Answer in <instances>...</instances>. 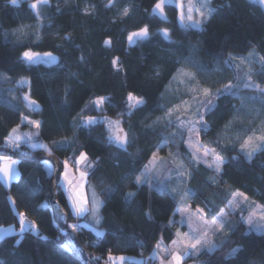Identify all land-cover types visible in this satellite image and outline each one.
Wrapping results in <instances>:
<instances>
[{"label": "trees", "instance_id": "trees-1", "mask_svg": "<svg viewBox=\"0 0 264 264\" xmlns=\"http://www.w3.org/2000/svg\"><path fill=\"white\" fill-rule=\"evenodd\" d=\"M156 2L115 0L112 7H106L108 0H49L48 6L39 9L37 17L29 0L15 6L10 0H0V150L7 148L9 133L21 124V116H27L42 122L38 139L49 148H53L55 141L76 139L75 151L89 153L96 166L89 171L88 182L106 204L101 210L104 236L97 238L88 226L74 232L87 251L90 264H105L109 252L113 256L143 259H126L125 264H156L151 258L156 243L169 245L176 238L178 225L172 213L176 211L178 198L167 189L146 185L137 189L131 179L121 181L122 176L141 170L165 138L170 150L190 168L191 188L198 193L208 188L209 194L202 202L210 206L208 218L226 206L233 191L245 193L256 204H264V152L248 160L239 149L249 130L264 121V107L259 102L245 101L246 108L237 117L235 109L241 108L240 99L224 98L218 102L214 114L206 116L209 127L202 130L201 137L227 160L222 176L209 169L201 172L195 168L184 139L174 140L173 130L178 129L174 125L166 126V118L158 120L164 117L165 109L188 98L183 86L177 90V82L173 80L185 57L194 56L205 66L202 72L190 70L196 72L202 85L213 88L222 87L229 80L235 83L233 74L224 67L229 55L241 57L255 51L258 58L264 57L263 6L254 0H211V7L217 9L214 16L200 28H187L174 5L165 7L166 21L153 17ZM125 7L130 9L126 17L120 15ZM84 8L90 14H85ZM145 24L152 33L151 40L129 46L128 33ZM162 28L168 29L171 40L176 42L174 45L157 35ZM69 34L70 40H65ZM109 39L110 47L105 45ZM28 49L41 54L51 52L57 62L28 65L21 60L22 53ZM116 57L120 71L111 63ZM261 63L264 61L253 63L252 80L264 87V75L259 74ZM20 79L28 81L26 93L40 106L36 111L26 107L24 91L16 86ZM129 93L147 101L131 117L127 115ZM238 95L248 97L257 93L242 88ZM100 96L110 99H106L102 108H93L92 100ZM81 116L124 121L125 131L130 134L134 131L136 135L128 149L131 156L107 143L103 121L90 129L74 131L73 122L79 124ZM16 152L31 159H15L0 152V158L17 160L21 172V178L9 188L0 181V227L14 226L19 230V214L24 212L27 221H35L37 229L1 239L0 264H85L68 234L55 221L54 174H49L44 158L48 153L26 145ZM72 155L71 151H54L51 157L60 162ZM209 176H214L217 182L212 183ZM102 185L118 186V191L104 193ZM128 191L137 192L131 201L124 199ZM9 197L15 200L14 204ZM56 197L68 213L69 225L77 223L62 188L56 190ZM148 212L151 219L146 215ZM169 220L174 224L170 226ZM247 229L239 214H235L233 230L218 241L220 250L214 254L201 253L196 260L201 264H264V233L247 232ZM237 247L240 251L230 256Z\"/></svg>", "mask_w": 264, "mask_h": 264}, {"label": "snow or ice", "instance_id": "snow-or-ice-1", "mask_svg": "<svg viewBox=\"0 0 264 264\" xmlns=\"http://www.w3.org/2000/svg\"><path fill=\"white\" fill-rule=\"evenodd\" d=\"M176 2L179 10V19L182 23L187 21L185 27L187 28H200L206 20H210L217 9L210 6L211 0H199L198 6L193 3V0H188L187 8H185L183 0H157L152 8L153 17H159L162 21L167 20L165 13V5ZM264 2V0H262ZM10 3L15 6L18 4V0H10ZM115 0H108L106 7H112ZM49 5V0H35L30 7L36 12L37 17L40 16L39 9ZM59 11V9H57ZM130 9L125 7L120 12L121 16H128ZM85 14H90L88 8H84ZM197 13L199 19H195L193 13ZM157 35L167 40L170 45H174L176 42L171 40L170 33L167 28H162L158 31ZM152 33L149 26L145 24L138 30L131 31L127 35V43L129 46H139L141 43L150 41ZM65 40H70V34L64 37ZM105 45L110 47L112 41L106 40ZM81 61L84 57H80ZM21 60L28 65H36L44 63L51 65L57 62V57L51 52L38 53L31 49L25 50L22 53ZM264 61V57H256L255 51H251L247 56L236 57L229 55V58L224 61V67L226 70L233 74L235 83L229 80L223 83L222 87L213 88L212 86H204L197 78V74L191 71L190 68H195L197 71H203L204 65L197 62L194 56L185 57L182 60L181 67L177 69L176 75L173 80L177 82V90L180 86L185 89V95L189 96L188 100L181 99L179 104H175L172 107L165 109L164 117L166 118V126H175L180 130V135L183 137L185 134L187 139L184 141L189 149V159H191L196 167H199L201 161H203L209 169L218 175L223 174L224 166L227 163L224 155L217 151L216 147H210L204 144L201 139V132L204 128L209 127L206 119L207 115L214 114L215 110L219 107V101L224 98L230 100L231 97L236 96L241 101V108L235 109L237 117H239L241 111L246 108L245 101L259 102L264 107V87L253 82L252 77L254 75L251 65L254 62L259 63ZM112 65L117 71H120L119 57L112 60ZM188 65L189 67H184ZM262 71L260 75H264V63L260 65ZM219 71V68H217ZM158 74V73H157ZM21 84L27 83V81L21 80ZM251 88L257 93L255 96L243 97L238 93L241 89ZM27 101L26 107L36 111L39 108L37 101L31 99L30 95H25L23 98ZM106 98L103 96L97 97L92 100L93 108H102L105 104ZM147 104V101L142 96L129 93L127 96V115L131 117L135 110L142 109ZM255 111V109H253ZM22 122H26L29 126H34L37 130L42 127V122L39 120L29 119L27 116H21ZM98 121L92 116H81L79 124L73 122V130L77 131L81 128H91L92 125L97 124ZM104 123L107 125V143L115 145L118 150H122L123 153H128V149L132 146L136 139L135 132L125 131L124 121L122 120H110L105 118ZM131 129V125H129ZM250 134L246 135L240 145V152L244 154L245 158L251 160L257 153L264 152V121L261 122L259 128L250 129ZM39 131L35 134H25L21 136L18 134V129L13 128L9 133L7 141V147L14 149L20 148V141L23 139L25 143L32 149L43 148L49 156L54 155V151L73 152L71 157H67L59 162V167L55 161H45V165L48 168L49 174H56L57 186L56 190L61 188L66 189L67 199L69 202V209L72 215L77 219V223L69 225L72 232H77L82 226H91L95 232V236L100 238L105 235L101 230V225L105 222L102 214V209L106 207L105 200L101 198L97 193L96 188L89 184L88 176L89 171L94 169L96 164L90 158L89 153L85 151H75L77 144L76 139L60 140L53 143V148H49L47 145L40 143L38 140H34V136H39ZM175 135V133L173 134ZM168 143L167 138L164 141ZM219 146V141L216 142ZM159 149L153 151L150 159L146 164L142 165L141 170L138 172L133 170L132 172L122 176L121 181L126 182L131 179L132 183L137 189L141 186L153 187L156 180H160L157 187L167 189L174 196L178 197V203L176 211L172 213L173 216L177 214L180 216L179 223L181 225L186 224L189 231L182 232L179 229L176 231L175 236L177 239L172 241V247H165L162 243L157 242L155 245L156 256L160 260V264H184L185 258L189 256H199L201 253L214 254L220 250L219 246L215 243V240L220 236H226L233 230V225L230 222L229 217L233 211L241 210V206L245 202L250 201V198L243 192L233 191L230 193L231 199L226 200V209L219 208L212 214L211 218H208V213L204 208L196 207L192 210L190 201L198 196V191H194L191 188L183 187L187 181L192 179L191 172L186 169L182 160L177 155L172 160V167L165 168L164 165L167 161L158 155ZM131 156L130 153H128ZM172 154L169 153V156ZM211 157L212 162L209 163L207 158ZM4 160L3 166H0V181H3L5 185H9L16 177L18 173L13 168V165L17 161H9L8 158H0ZM99 157H97V161ZM173 172L176 173V177L179 180L180 187L169 188L166 180H171ZM63 177V184H59L60 176ZM209 180L212 183H216L214 176H209ZM88 185L91 188L90 196L86 193L85 186ZM102 191L104 193H111L118 191V186H103ZM31 195V193H28ZM137 196L136 191H128L125 194L124 199L127 201L133 200ZM10 203H15V200L9 197ZM41 207H44L42 205ZM56 207H59L57 202ZM248 215L245 219V223L248 225L250 231L264 232V204L257 205L254 201L247 205ZM60 215L66 216L68 213L64 209H60ZM146 215L151 219V213ZM19 232L23 235L26 232H32L37 229L35 221H27L26 213L21 212L19 214ZM83 221V224H81ZM174 221L169 220V225H173ZM10 229L2 230L3 234L0 235V239H3ZM36 235H40L39 231H36ZM47 239V237H43ZM67 247V244L64 245ZM239 247L233 248L229 253L230 256L239 252ZM94 260H99V257H92ZM106 264H125V257H115L110 252Z\"/></svg>", "mask_w": 264, "mask_h": 264}, {"label": "rangeland", "instance_id": "rangeland-1", "mask_svg": "<svg viewBox=\"0 0 264 264\" xmlns=\"http://www.w3.org/2000/svg\"><path fill=\"white\" fill-rule=\"evenodd\" d=\"M21 1H23V0H18V3L19 2H21ZM254 1H256V2H258L259 4H261V6H263V8H264V2H262V0H254ZM29 2H30V4H32L33 2H35V0H29ZM183 3H184V6H185V8H187V5H188V0H183ZM193 3L194 4H196L197 6H198V4H199V0H193ZM168 5H174V6H176L177 7V4H176V2H174V3H171V4H166L165 5V7L166 6H168ZM211 6V5H210ZM178 8V7H177ZM179 11V10H178ZM193 16H194V18L195 19H199V16H198V14L197 13H193ZM206 21H204V23H205ZM203 23V24H204ZM184 24L186 25L187 24V21H185L184 22ZM202 24V25H203ZM201 25V26H202ZM257 57V56H256ZM258 58V57H257ZM40 64H44V63H40ZM251 67H252V69H253V64L251 65ZM230 72V71H229ZM231 73V72H230ZM21 80H24V81H27L26 79H20V80H18L17 82H16V86L19 88V90L20 91H24L23 93H22V96H23V98H24V96L25 95H28L27 93H26V91H27V88H28V81H27V83H24V84H21L20 83V81ZM257 84V83H256ZM259 85V84H258ZM0 93H2L1 91H0ZM251 96H254V95H250V96H248V97H251ZM189 99V96H188V98H186V99H184V100H188ZM26 103H27V101H26ZM39 108H40V106H39ZM38 108V109H39ZM94 118H96L97 119V121L98 122H100V121H103L104 122V117H94ZM110 120H113V121H115V120H119V119H110ZM261 125V124H260ZM259 125V126H260ZM259 126L258 127H256V128H259ZM106 127H107V125H106ZM15 128H17L18 129V134L19 135H21V136H25V134H35L37 131H39V130H37L34 126H29L26 122H22V119H21V124L19 125V126H17V127H15ZM204 129H206V128H204ZM203 129V130H204ZM231 129V128H230ZM255 129V128H254ZM173 133H175V141H181V140H183L184 139V141L187 139V136H186V134L182 137L181 135H180V130H178V131H175V130H173ZM9 138V137H8ZM200 139H201V141L204 143V144H207V143H205L203 140H202V137L200 136ZM34 140H38L39 142H42V141H40L39 139H38V137H35L34 136ZM8 141V140H7ZM43 143V142H42ZM20 144H21V146L23 145V144H26L25 143V141L22 139L21 141H20ZM45 145H47L46 143H44ZM208 145V144H207ZM20 146V147H21ZM28 146V145H27ZM48 146V145H47ZM209 146H210V144H209ZM49 147V146H48ZM185 147L187 148V145H186V143H185ZM211 147V146H210ZM12 148V147H11ZM10 149V148H9ZM11 150H14V151H16V150H20V148L19 149H14V148H12ZM187 150H188V153H189V149L187 148ZM169 153H171L172 155L171 156H169ZM158 155L160 156V157H163L166 161H167V163L164 165V167L167 169V168H169V167H172V160L174 159V158H176V156H177V154H175L174 152H172L171 150H170V148H169V146H167V144H165V143H163L162 144V146H161V148L159 149V151H158ZM3 158V157H2ZM6 158H8V160L9 161H12V160H14V161H17V160H15V159H12V158H9V157H6ZM181 160V159H180ZM207 160H208V162L209 163H211L212 162V158L211 157H208L207 158ZM1 161H2V165L1 166H3V164H4V160L3 159H1ZM183 161V160H182ZM191 162L193 163V165H194V167L195 168H197L198 170H200L201 172H204L206 169H209L208 167H207V165L203 162V161H201L200 162V164H199V167H196L195 166V164H194V162L191 160ZM183 163H184V161H183ZM184 165H185V167H186V169H188L190 172H191V170H190V168L186 165V163H184ZM13 168L15 169V171L18 173V176L16 177V179H14L9 185H6L5 187H7V188H9L10 186H11V184L13 183V182H15V181H18L20 178H21V172H20V169H19V165H18V161H17V163L15 164V165H13ZM47 168V167H46ZM48 169V168H47ZM210 171H212V169H209ZM213 172V171H212ZM216 174V173H215ZM191 175H192V172H191ZM62 176V175H61ZM61 176H60V179H61ZM192 178H193V175H192ZM60 179H59V183H60ZM2 182V181H1ZM166 182L168 183V186H169V188H178V187H180V184H179V180L177 179V177H176V173L175 172H173V174H172V178H171V180H166ZM160 183V180H156L155 182H154V186L153 187H151V188H153V189H161V187H157V186H155V185H158ZM2 184H3V182H2ZM193 185H192V179L191 180H189V181H187V183L186 184H184L183 185V187H185V188H191ZM85 188H86V193L90 196V194H91V188H88L87 187V185L85 186ZM192 189V188H191ZM206 190V191H205ZM200 192V191H199ZM65 193V192H64ZM209 194V190H208V188L207 187H205L204 188V190H202L200 193H198V196L195 198V199H192L191 201H190V203H191V205H192V210L194 211L195 210V208L196 207H201V208H204L205 209V211L208 213V215H210L211 214V209H210V206H208V204H204V203H202L203 202V200H204V197H206L207 195ZM66 197H67V195H66ZM178 198V197H177ZM231 199V198H230ZM252 202V200L250 199V201H248V202H245V204L244 205H242L241 206V208H242V211L241 210H235V211H233V213H232V215L229 217V219H230V222H231V224L232 225H234V215L235 214H239V218L245 223V219H246V217H247V215H248V207H247V205L249 204V203H251ZM257 205H260V204H257ZM223 208H225L226 209V206L225 207H223ZM227 210V209H226ZM210 219V218H209ZM175 220H176V222H177V225H178V228H177V230L179 229L180 231H182V232H187V231H189V229H188V227H187V225L186 224H184V225H181L180 223H179V220H180V216L177 214L176 216H175ZM82 224H83V222H82ZM246 224V223H245ZM247 225V224H246ZM88 227H90V228H92L91 226H88ZM247 227H248V225H247ZM5 229H10V231H8L7 232V235L6 236H10V235H14V234H18V233H20L19 232V230L16 228V227H14V226H7V227H0V235H2L3 234V232H2V230H5ZM247 232H255V233H258V234H261V233H264V232H259V231H250L249 230V227H248V229H247ZM230 233V232H229ZM228 233V234H229ZM227 234V235H228ZM226 235V236H227ZM5 236V237H6ZM226 236H220L218 239H216L215 240V243L219 246V243H218V241L219 240H224V238L226 237ZM175 239H177V237L175 238ZM1 240V239H0ZM164 245V244H163ZM165 247H172V243L171 244H169V245H164ZM156 249L154 248V250H153V252L151 253V258L153 259V261L154 262H156V264H160V260L157 258V256H156ZM115 256V255H114ZM120 256H123V257H125L126 259H130V260H135V261H143V259L140 257V258H138V257H133V256H125V255H117V256H115V257H120ZM196 258H197V256H189V257H186L185 258V261H184V264H201L200 263V261H198V260H196Z\"/></svg>", "mask_w": 264, "mask_h": 264}, {"label": "water", "instance_id": "water-1", "mask_svg": "<svg viewBox=\"0 0 264 264\" xmlns=\"http://www.w3.org/2000/svg\"><path fill=\"white\" fill-rule=\"evenodd\" d=\"M0 152L7 153L8 155H10L11 157H13L15 159H31V157H29L28 155L21 154L19 152H16L14 150L7 149V148L1 149ZM44 158H45V160H47L49 162L55 161L57 166L59 167V162L54 157L46 156ZM57 183H58L57 182V177H56V174H54L53 187H52V192H53L52 208H53L55 221L61 227V229H63L68 234L72 244L79 250V252L81 254V257H82V260L84 261V263L85 264H90L89 258H88V255H87V251L79 243L75 233L72 232L71 228L69 227V223H68V221L66 219L67 215L66 216L60 215V209L61 208L64 209L63 206L59 203V207H56V204L58 202L57 197H56V186H57ZM64 211L66 212L65 209H64Z\"/></svg>", "mask_w": 264, "mask_h": 264}, {"label": "crops", "instance_id": "crops-1", "mask_svg": "<svg viewBox=\"0 0 264 264\" xmlns=\"http://www.w3.org/2000/svg\"><path fill=\"white\" fill-rule=\"evenodd\" d=\"M8 140V139H7ZM40 143H42V142H40ZM42 144H44V143H42ZM23 145H26L27 146V144H23ZM5 146L7 147V141H6V143H5ZM20 146H21V144H20ZM7 148H10V149H12L11 147H7ZM43 149V148H42ZM45 150V149H44ZM3 182V181H2ZM4 184V183H3ZM59 184H63V177L61 176V179H60V183ZM5 185V184H4ZM6 186V185H5ZM63 189V191L65 192V195H67V192H66V189H64V188H62ZM68 200V199H67ZM69 203V202H68ZM160 243H162V242H160ZM163 244V243H162ZM165 245V244H164ZM107 259H108V256H107ZM125 261H126V258H125ZM106 262H107V260H106ZM106 262H105V264H106Z\"/></svg>", "mask_w": 264, "mask_h": 264}, {"label": "built area", "instance_id": "built-area-1", "mask_svg": "<svg viewBox=\"0 0 264 264\" xmlns=\"http://www.w3.org/2000/svg\"><path fill=\"white\" fill-rule=\"evenodd\" d=\"M2 165V161H1V159H0V166Z\"/></svg>", "mask_w": 264, "mask_h": 264}]
</instances>
